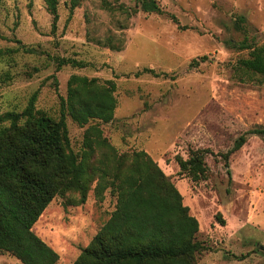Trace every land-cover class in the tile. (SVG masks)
Wrapping results in <instances>:
<instances>
[{
    "label": "rangeland",
    "instance_id": "rangeland-1",
    "mask_svg": "<svg viewBox=\"0 0 264 264\" xmlns=\"http://www.w3.org/2000/svg\"><path fill=\"white\" fill-rule=\"evenodd\" d=\"M157 1L164 13H147L138 0H79L74 8L59 0L52 30L44 0H0V48L18 49L0 58V115L22 111L38 91L36 107L59 118L72 74L115 81L118 106L112 121L100 122L103 136L120 152L146 151L177 186L199 220L196 263L264 264V138L246 134L225 158L242 134L264 127V76L238 67L249 52L239 48L243 34L235 28L244 15L252 41L263 44L264 0ZM203 55L206 61L190 66ZM57 58L86 65L59 68ZM145 67L168 76L137 77ZM96 122L81 126L67 117L76 151ZM197 148L209 149V175L193 181L177 157ZM96 185L82 203L75 190L56 195L35 222L59 253L56 264H72L115 209L117 197L109 188L98 194ZM0 264L24 263L0 250Z\"/></svg>",
    "mask_w": 264,
    "mask_h": 264
},
{
    "label": "trees",
    "instance_id": "trees-1",
    "mask_svg": "<svg viewBox=\"0 0 264 264\" xmlns=\"http://www.w3.org/2000/svg\"><path fill=\"white\" fill-rule=\"evenodd\" d=\"M44 2L55 30L59 0ZM78 3L79 0H71L72 8ZM138 6L147 13H164L157 0H138ZM170 16L178 22L175 15ZM237 19L235 28L243 34L239 48L249 52L239 59L238 67L264 76V43L252 41L244 15ZM107 44L122 49L110 39ZM22 48L26 52L36 51L25 45ZM17 50L0 48V58ZM207 59V55L195 58L190 66L197 67ZM57 63L59 68L66 64L86 65L69 58H57ZM144 73L168 76L152 67H145L135 75ZM115 89L113 80L101 83L97 77L72 74L67 96L60 95L59 118L36 107L38 91L31 95L22 111L0 115L1 251L10 252L24 264H56L59 253L33 226L56 195L75 190L80 193L78 202H85L97 181L98 194L109 188L117 197L116 207L72 264H197L196 255L203 250L197 239L199 220L184 204L177 186L146 151L120 152L103 136L100 122L112 121L118 106ZM68 116L81 126L97 121L85 130L79 151L72 147ZM7 121L9 124H4ZM246 134L264 138V127L242 134L225 154L226 159L246 143ZM208 151L197 148L191 150L187 159L177 157L181 171L193 181L206 179Z\"/></svg>",
    "mask_w": 264,
    "mask_h": 264
},
{
    "label": "water",
    "instance_id": "water-1",
    "mask_svg": "<svg viewBox=\"0 0 264 264\" xmlns=\"http://www.w3.org/2000/svg\"><path fill=\"white\" fill-rule=\"evenodd\" d=\"M260 247H261V249H263V250H264V245H261Z\"/></svg>",
    "mask_w": 264,
    "mask_h": 264
}]
</instances>
